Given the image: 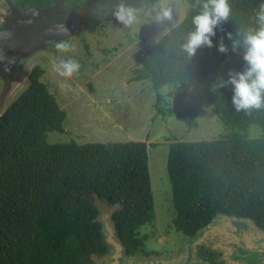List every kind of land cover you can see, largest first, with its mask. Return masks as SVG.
I'll list each match as a JSON object with an SVG mask.
<instances>
[{"label": "trees", "instance_id": "16d2710c", "mask_svg": "<svg viewBox=\"0 0 264 264\" xmlns=\"http://www.w3.org/2000/svg\"><path fill=\"white\" fill-rule=\"evenodd\" d=\"M19 10L53 8L57 0H9ZM90 0H62L64 12ZM206 0H189L185 17L141 56L132 80L165 85L197 81L198 93L184 99L177 116L191 129L206 108L230 132L212 139L170 143L167 171L175 215L171 227L195 237L220 215L251 220L264 231V107L237 111L232 86L220 78L245 67L242 51L231 50L237 33L258 28L264 0H228L231 13L216 28L212 47L191 57L183 50L194 29L192 17ZM226 53L217 49L220 40ZM43 66H33L28 84L0 114V264H107L110 246L100 209L84 192L110 205L112 228L128 256L149 255L140 229L155 220L148 144L142 140L78 143L47 139L63 131L67 111L42 80ZM157 93V108L161 112ZM255 126L256 137L242 131ZM199 257L225 264L219 254L199 245ZM97 259V260H96Z\"/></svg>", "mask_w": 264, "mask_h": 264}, {"label": "rangeland", "instance_id": "374dc122", "mask_svg": "<svg viewBox=\"0 0 264 264\" xmlns=\"http://www.w3.org/2000/svg\"><path fill=\"white\" fill-rule=\"evenodd\" d=\"M61 2L57 0L54 8L19 10L9 0H0V26L15 21L29 44L12 60L0 55V114L27 86L31 68L39 64L45 69L42 80L67 111L64 130L48 132L49 142L146 141L156 217L143 225L140 233L147 236L145 248L150 254L123 253L125 263L210 264L196 251L204 245L216 251L225 264H264V231L251 220L220 214L195 237L171 227L175 207L167 171L170 143L218 138L230 129L211 107L191 129L177 116L182 101L198 93L202 83L162 86L158 90L160 112L158 91L149 81L131 78L143 53L185 17L189 0H122L137 13L130 25L113 15L120 0H90L66 13ZM164 9L170 11V18L157 19ZM61 23L68 29L66 37L53 31ZM62 38L72 40L75 47L56 49L53 42ZM57 56L74 57L80 71L71 77L60 74L54 66ZM242 133L258 135L255 126ZM83 195L99 207L107 239V225L112 226L111 213L116 206L93 193Z\"/></svg>", "mask_w": 264, "mask_h": 264}, {"label": "clouds", "instance_id": "9594fccd", "mask_svg": "<svg viewBox=\"0 0 264 264\" xmlns=\"http://www.w3.org/2000/svg\"><path fill=\"white\" fill-rule=\"evenodd\" d=\"M202 8L203 11L192 17L194 29L188 33L182 45L183 50L190 57L202 46L212 47V37L216 34V28L226 21L231 13L228 0H206ZM113 15L125 25L132 24L137 17L134 9L126 6L122 0L115 4ZM170 16V11L164 9L158 14L157 19L170 18ZM256 20L259 27L237 33L238 39H232L231 33L227 34L231 39V50L242 51L245 67L241 71L230 69L227 79L220 78L217 86H232L231 103L237 111L264 107V2L261 3ZM53 31L65 37L68 34V29L62 23L58 24ZM53 46L59 50L75 47L73 41L67 38L55 40ZM217 49L221 53L229 50L222 39L217 44ZM54 66L60 74L68 77L78 73L81 68L79 61L72 56H57Z\"/></svg>", "mask_w": 264, "mask_h": 264}, {"label": "water", "instance_id": "95a60500", "mask_svg": "<svg viewBox=\"0 0 264 264\" xmlns=\"http://www.w3.org/2000/svg\"><path fill=\"white\" fill-rule=\"evenodd\" d=\"M22 32L15 21H5L0 27V55H4L8 60H12L20 51L29 47L28 42L22 37ZM108 240L114 242L116 252L113 260L109 264H120L119 257L122 255L124 248L122 244L113 236L112 226L107 225Z\"/></svg>", "mask_w": 264, "mask_h": 264}, {"label": "flooded vegetation", "instance_id": "af4514ba", "mask_svg": "<svg viewBox=\"0 0 264 264\" xmlns=\"http://www.w3.org/2000/svg\"><path fill=\"white\" fill-rule=\"evenodd\" d=\"M55 7V6H54ZM53 7V8H54ZM73 7H75V6H73ZM72 7V8H73ZM72 8H70V9H72ZM69 9V10H70ZM68 10V11H69ZM2 26V25H1ZM0 26V27H1ZM116 238V237H115ZM117 240V239H116ZM107 243H108V245L110 246V253L106 256V261H107V264H109L112 260H113V255H114V253L116 252V247H115V244H114V242H112V241H109L108 240V237H107ZM123 253H124V251H122V255L119 257V263L120 264H128V263H125L124 261H123Z\"/></svg>", "mask_w": 264, "mask_h": 264}]
</instances>
